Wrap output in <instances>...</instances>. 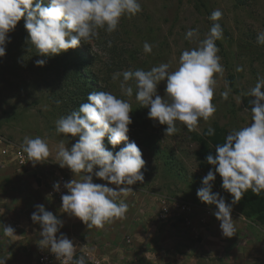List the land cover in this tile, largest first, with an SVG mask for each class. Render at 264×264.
I'll use <instances>...</instances> for the list:
<instances>
[{
  "label": "clouds",
  "instance_id": "clouds-1",
  "mask_svg": "<svg viewBox=\"0 0 264 264\" xmlns=\"http://www.w3.org/2000/svg\"><path fill=\"white\" fill-rule=\"evenodd\" d=\"M141 11L139 0H48L47 6L44 0H0V58L6 55L9 33L22 19L28 33L27 43L35 47L38 56L51 58L95 38L99 29L112 33L122 17L135 16ZM221 18L219 9L211 13L209 20L213 24L206 38L198 47L182 52L176 70L170 71V64L161 63L148 71L126 70L113 75L114 80L122 75L121 91L129 97L133 95L129 81L135 83L136 99L148 109L150 120L166 126L164 136L179 131L177 121L188 130H194L201 118L207 120L216 112L212 102L217 83L215 76L224 71L216 45V41L223 38V29L218 23ZM198 35L197 29H190L185 39L192 40ZM257 43L264 44V32L258 33ZM143 49L145 53H151L152 45L145 42ZM45 64L46 59L36 60L37 66ZM242 70L237 68V71ZM161 82H166L164 97L157 92ZM248 95L254 98L249 101L252 122L233 130L224 143L215 146V156L209 154L206 157L214 171L207 173L202 179V187L197 190L202 203L217 209L213 214L227 238L236 232L232 205L249 189L256 195L264 191V79H258ZM223 96L227 99L228 92ZM131 112V105L126 100L110 92L92 91L78 110L56 121L58 133L78 137L70 149L63 141L60 143L59 166L81 176L80 180L72 179L64 184L67 194L61 196L62 209L87 227L103 228L105 223L124 218L128 205L119 197L133 192L130 186L144 182L142 151L134 141H129V126L133 122ZM214 134L215 130L210 128L208 135ZM105 138L114 148L122 143L124 147L114 154L105 147ZM22 147L35 163L50 156L48 144L40 137H26ZM217 174L222 178V188L233 197L231 204L212 191ZM93 175L107 184L94 183ZM53 187L59 191L60 184L55 183ZM31 220L42 229L39 247L48 249L61 264H73L79 246L66 235H57L63 221L42 204L36 205ZM3 232L9 237L16 236L10 225L4 226ZM6 260L0 259V264H6ZM75 264H86L84 256L75 259Z\"/></svg>",
  "mask_w": 264,
  "mask_h": 264
},
{
  "label": "rangeland",
  "instance_id": "rangeland-1",
  "mask_svg": "<svg viewBox=\"0 0 264 264\" xmlns=\"http://www.w3.org/2000/svg\"><path fill=\"white\" fill-rule=\"evenodd\" d=\"M44 2L48 4V0ZM139 2L140 13L122 17L112 33L99 29L95 38L81 42L80 46L90 61L88 71L96 79L99 91L110 92L131 105L133 122L129 126V141L137 144L145 160L144 182L130 186L136 192L132 195H153L148 199L153 207L159 205L162 198L201 204L197 190L202 187L205 176L195 157L198 146L189 139L185 125L177 121L179 131L164 136V126L150 120L148 109L136 99L135 83L129 81L133 87V95L129 97L121 91L122 75L115 80L113 75L126 70L148 71L161 63L170 64V71L176 70L182 52L198 47L206 38L213 24L209 16L219 9L222 18L218 23L223 29V38L217 40L216 45L224 71L215 76L217 83L212 102L216 112L207 120L201 118L195 129L201 133L219 124L230 134L248 126L252 122L249 101L254 99L248 93L258 79H264V44L257 43L258 33L264 32V0ZM190 29L198 30L197 38L185 39ZM17 32L16 27L9 33L6 55L0 58V138L21 147L26 137L42 138L50 149V156L44 161L65 171L69 181L76 179L77 175L70 169L59 166L61 160L57 157L62 141L70 149L78 140V137L56 131V121L67 115L58 103L62 83L55 75L50 76L46 67L40 70L26 40L18 37ZM145 42L152 45L151 53L144 52ZM39 59L44 58L39 56ZM238 67L243 70L237 71ZM165 88L166 82H161L157 89L161 97L166 95ZM226 91L227 99L223 96ZM37 167L43 171L47 164L40 163ZM93 182L107 184L94 175ZM212 191L218 193L214 186Z\"/></svg>",
  "mask_w": 264,
  "mask_h": 264
},
{
  "label": "crops",
  "instance_id": "crops-1",
  "mask_svg": "<svg viewBox=\"0 0 264 264\" xmlns=\"http://www.w3.org/2000/svg\"><path fill=\"white\" fill-rule=\"evenodd\" d=\"M44 172L35 167L18 175L10 166H0V259H7L6 264H42L41 252L52 255L53 264H57L55 255L38 245L42 229L32 222L31 215L40 204L63 221L57 235L74 240L79 246L76 254L84 256L91 251L104 264H264V229L238 212L232 210L236 232L227 238L215 216H206L207 210L217 211L215 206L196 203L192 235L179 226L157 224L154 218L159 205L153 207L148 201L153 195L131 192L119 197L128 205L124 218L105 223L103 228L87 227L66 213L62 203L47 196L41 186L48 182L45 175L40 177ZM9 225L16 236L4 234L3 227ZM128 237L132 238L129 245Z\"/></svg>",
  "mask_w": 264,
  "mask_h": 264
},
{
  "label": "trees",
  "instance_id": "trees-1",
  "mask_svg": "<svg viewBox=\"0 0 264 264\" xmlns=\"http://www.w3.org/2000/svg\"><path fill=\"white\" fill-rule=\"evenodd\" d=\"M44 4L47 6V3L44 2ZM16 27L18 28L17 36L26 40V45L34 60H38L37 50L30 43H27L28 33L24 27V20L22 19ZM43 58L46 59V64L41 68L39 67L40 70L46 67V71L50 72V76L55 75L62 83L58 103H60V110L64 114L68 115L72 111L78 110L81 103L87 102V96L90 92L99 91L96 79L88 71L90 61L80 45L76 49H70L57 56ZM230 83L231 85L234 84L233 78H230ZM185 128L189 139L198 146L195 153L196 161L200 172L206 176L210 170L214 171V168L207 163L206 157L209 154L215 156V146L224 143L229 132L219 124L205 128L201 133L196 129L188 130L186 126ZM210 128L215 130V134L212 136L208 135ZM104 144L108 150L115 149L116 152L124 147L122 143L114 148L108 143L107 138H105ZM213 186L218 190L219 195L225 199L226 203H232L233 197L222 188V178L218 174ZM232 208L233 211L238 212L248 220L258 223L264 229V191L256 195L249 189L236 204L232 205ZM80 256H82L80 253L75 255L73 264H75V259ZM85 261L86 264H90L86 259Z\"/></svg>",
  "mask_w": 264,
  "mask_h": 264
},
{
  "label": "built area",
  "instance_id": "built-area-1",
  "mask_svg": "<svg viewBox=\"0 0 264 264\" xmlns=\"http://www.w3.org/2000/svg\"><path fill=\"white\" fill-rule=\"evenodd\" d=\"M0 146V156L2 157L0 166H10L18 175L31 171L37 167L38 164H40L31 161L27 154L23 151V147L19 145L0 138ZM41 163L47 164V169L44 172L45 174L42 173L40 177H44L45 175L48 181L47 183H42L41 186L46 189V194L50 199L57 203H62L61 196L67 194L64 184L69 182L68 174L49 162L47 163L46 161H42ZM55 183L60 184L59 191L54 190L53 185ZM159 203V210L155 214L154 218V221L157 224L166 225L171 228L179 226L183 231L191 233L192 235L194 234L195 231L192 222L193 216L196 214L198 209L196 205L178 198H162ZM213 213V210H207L206 216L211 217L214 215ZM131 243L132 238L128 237L127 244L129 245ZM88 253H85L84 258L90 264H104L101 257H98L93 252L92 255H88ZM52 257V255H47L41 252L39 259L40 263L53 264ZM57 264H61V261L58 260Z\"/></svg>",
  "mask_w": 264,
  "mask_h": 264
}]
</instances>
